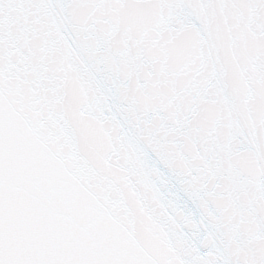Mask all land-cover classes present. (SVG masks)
Listing matches in <instances>:
<instances>
[{
	"label": "snow or ice",
	"instance_id": "snow-or-ice-1",
	"mask_svg": "<svg viewBox=\"0 0 264 264\" xmlns=\"http://www.w3.org/2000/svg\"><path fill=\"white\" fill-rule=\"evenodd\" d=\"M0 264H264V0H0Z\"/></svg>",
	"mask_w": 264,
	"mask_h": 264
}]
</instances>
